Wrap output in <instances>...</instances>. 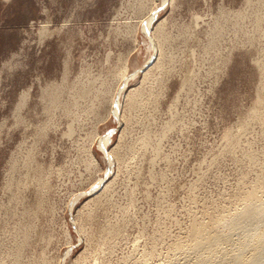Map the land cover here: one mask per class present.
<instances>
[{"label": "rangeland", "instance_id": "rangeland-1", "mask_svg": "<svg viewBox=\"0 0 264 264\" xmlns=\"http://www.w3.org/2000/svg\"><path fill=\"white\" fill-rule=\"evenodd\" d=\"M251 191L264 0H0V264H234Z\"/></svg>", "mask_w": 264, "mask_h": 264}, {"label": "bare ground", "instance_id": "bare-ground-1", "mask_svg": "<svg viewBox=\"0 0 264 264\" xmlns=\"http://www.w3.org/2000/svg\"><path fill=\"white\" fill-rule=\"evenodd\" d=\"M147 26L148 22H145L144 28H147ZM106 141V136L102 137L100 139L101 146H103ZM254 200H256L255 195L251 191V193H249L246 198V202L250 201L251 204L242 208L236 215L229 217L227 220L228 222L226 224V227L231 228L232 224H241L242 222H250L264 217V201H261V203L256 204ZM206 227L207 226L201 225L194 229L195 240L192 242V246L195 249L205 248L206 250L208 249V251H213L218 247L219 244H221L222 240L224 239V236L215 231L210 232L208 231L209 228L206 229ZM252 242L251 256L248 259L243 260L239 257V255H236L233 258L234 264H255V259L257 258L259 253L264 252V231L255 233L253 235Z\"/></svg>", "mask_w": 264, "mask_h": 264}]
</instances>
